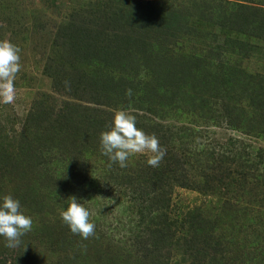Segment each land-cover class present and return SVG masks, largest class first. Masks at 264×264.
<instances>
[{
  "label": "rangeland",
  "instance_id": "rangeland-1",
  "mask_svg": "<svg viewBox=\"0 0 264 264\" xmlns=\"http://www.w3.org/2000/svg\"><path fill=\"white\" fill-rule=\"evenodd\" d=\"M2 39L21 69L0 196L33 228L0 237V264H264V0H0ZM118 109L166 149L158 167L101 154ZM72 196L86 240L59 216Z\"/></svg>",
  "mask_w": 264,
  "mask_h": 264
},
{
  "label": "clouds",
  "instance_id": "clouds-1",
  "mask_svg": "<svg viewBox=\"0 0 264 264\" xmlns=\"http://www.w3.org/2000/svg\"><path fill=\"white\" fill-rule=\"evenodd\" d=\"M20 53L21 49L11 41L0 40V104H11L15 99V78L21 69ZM65 86H69L68 82ZM126 95L131 97L132 90L128 89ZM100 151L111 164H118L120 168H126L129 157L135 154H150L147 164L158 167L166 154L158 138L138 128L135 115L126 109L116 110L112 123L101 132ZM91 215L90 209L74 196L66 199L59 210L60 219L70 232L85 240L95 234ZM32 228V217L23 212L20 200L11 194L0 196V237L5 240L4 246L9 249L20 247L21 238Z\"/></svg>",
  "mask_w": 264,
  "mask_h": 264
}]
</instances>
